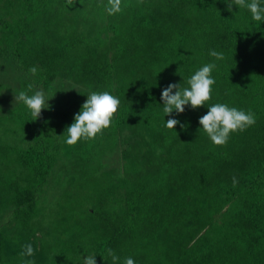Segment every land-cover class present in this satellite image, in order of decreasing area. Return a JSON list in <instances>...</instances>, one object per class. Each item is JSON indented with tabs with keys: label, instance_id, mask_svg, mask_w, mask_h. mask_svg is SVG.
I'll use <instances>...</instances> for the list:
<instances>
[{
	"label": "trees",
	"instance_id": "trees-1",
	"mask_svg": "<svg viewBox=\"0 0 264 264\" xmlns=\"http://www.w3.org/2000/svg\"><path fill=\"white\" fill-rule=\"evenodd\" d=\"M107 2L0 0V60L19 73V91L75 86L35 120L20 101L0 115V264H113L107 249L116 264H264V20L234 0H121L113 15ZM209 63L211 99L165 115L164 88L189 87ZM92 91L117 97L118 110L69 146ZM215 103L255 123L215 145L199 124ZM115 150L121 174L104 168ZM59 160L73 189L45 207ZM25 244L34 256L21 257Z\"/></svg>",
	"mask_w": 264,
	"mask_h": 264
},
{
	"label": "clouds",
	"instance_id": "clouds-1",
	"mask_svg": "<svg viewBox=\"0 0 264 264\" xmlns=\"http://www.w3.org/2000/svg\"><path fill=\"white\" fill-rule=\"evenodd\" d=\"M68 2L71 4L72 0H68ZM232 4L246 7L250 11L253 20H264V6L261 5L260 0H250L247 3L246 0H234ZM232 4H229V10H231ZM106 11L109 15L120 12L121 0H108ZM209 54L217 59H223V54L215 50H211ZM214 68L215 64L209 63L195 71L187 80L189 87L181 89L179 84L167 85L161 93L165 115L174 111L182 113L185 105H190L193 109L204 106V103L211 99L212 85L215 83L211 73ZM29 71L35 75L38 70L36 67H32ZM173 89H176L175 94H173ZM29 90H31V85H29ZM15 99L23 102L30 109L33 120L39 117L42 109H45V97L42 91H35L34 94L28 95L21 90ZM119 104V99L108 91L90 92L79 113L74 116V122L66 129L67 138L65 143L72 146L81 138L85 140L94 139L97 134H101L103 129L110 126ZM178 123L179 121L176 119H168L165 126L174 129ZM254 123L255 116L250 111L246 113L243 110L222 103L211 105L207 114L199 118V124L215 145L225 144L230 133L244 131ZM236 182V179L233 178L234 186ZM23 249L20 253L22 258L34 256L35 250L31 244H25ZM107 253L111 256L113 264H116L119 257L111 249H107ZM83 260L84 264H96L95 256H87ZM25 264H34V261L26 260ZM124 264H135V262L128 257L125 258Z\"/></svg>",
	"mask_w": 264,
	"mask_h": 264
},
{
	"label": "rangeland",
	"instance_id": "rangeland-1",
	"mask_svg": "<svg viewBox=\"0 0 264 264\" xmlns=\"http://www.w3.org/2000/svg\"><path fill=\"white\" fill-rule=\"evenodd\" d=\"M18 77L19 73L17 71L0 60V115H6L7 111L18 102L15 99L20 89ZM72 88H75V86L68 82H57L54 85V89L50 92L43 91L39 88H35L33 91H42L44 93V107L48 108L57 97L70 91ZM105 158L104 168H113L117 174H121L122 160L119 150L106 154ZM65 178L66 168L63 166V162L59 160L42 192V205L50 207L59 200L61 190L65 186ZM64 189L70 191L73 189V186L67 184Z\"/></svg>",
	"mask_w": 264,
	"mask_h": 264
}]
</instances>
